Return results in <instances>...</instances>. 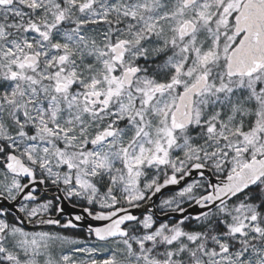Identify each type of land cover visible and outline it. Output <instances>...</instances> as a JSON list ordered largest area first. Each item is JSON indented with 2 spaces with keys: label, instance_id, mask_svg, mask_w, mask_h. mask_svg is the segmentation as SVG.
<instances>
[{
  "label": "snow or ice",
  "instance_id": "1",
  "mask_svg": "<svg viewBox=\"0 0 264 264\" xmlns=\"http://www.w3.org/2000/svg\"><path fill=\"white\" fill-rule=\"evenodd\" d=\"M0 264H264V0H0Z\"/></svg>",
  "mask_w": 264,
  "mask_h": 264
}]
</instances>
